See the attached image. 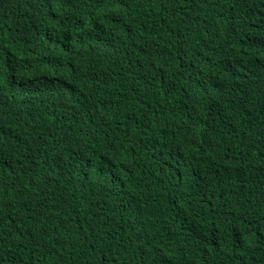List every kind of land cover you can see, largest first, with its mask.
I'll return each instance as SVG.
<instances>
[{
    "label": "trees",
    "instance_id": "1",
    "mask_svg": "<svg viewBox=\"0 0 264 264\" xmlns=\"http://www.w3.org/2000/svg\"><path fill=\"white\" fill-rule=\"evenodd\" d=\"M0 264H264V0H0Z\"/></svg>",
    "mask_w": 264,
    "mask_h": 264
},
{
    "label": "clouds",
    "instance_id": "2",
    "mask_svg": "<svg viewBox=\"0 0 264 264\" xmlns=\"http://www.w3.org/2000/svg\"><path fill=\"white\" fill-rule=\"evenodd\" d=\"M132 61H128L126 60V64L123 66V72L122 73H125L127 74L128 73V70L133 68V65L131 63ZM91 63L88 64L85 68L87 67H90ZM84 68V69H85ZM194 92V91H193ZM118 124L122 125V126H126L128 123H130V120H128V118L126 116H124L123 118H119L118 121H117ZM230 158H236L237 156V153H235L234 151H231L230 153L228 152Z\"/></svg>",
    "mask_w": 264,
    "mask_h": 264
}]
</instances>
